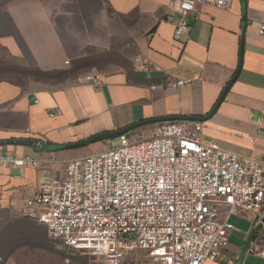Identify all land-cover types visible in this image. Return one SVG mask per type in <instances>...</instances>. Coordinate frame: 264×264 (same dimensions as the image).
<instances>
[{
	"label": "crops",
	"instance_id": "crops-1",
	"mask_svg": "<svg viewBox=\"0 0 264 264\" xmlns=\"http://www.w3.org/2000/svg\"><path fill=\"white\" fill-rule=\"evenodd\" d=\"M96 1L12 0L0 8V26L9 30L0 35L6 59L30 61L44 71L63 70L66 62L77 57L62 39L61 18L91 12L93 27L110 33L114 16L136 14L147 35L138 40L134 72L102 73L101 86L80 84L77 79L60 86L35 83L29 88L0 81V142L32 139L67 145L149 119L206 118L229 87L218 109L201 122L203 139L263 161L264 34L260 28L264 0H236L230 9L198 7L188 17L187 33L177 41L175 29L183 19L180 0ZM63 27L69 29L70 24ZM69 33L77 38L79 30L70 28ZM96 43L95 38L88 41V45ZM143 62L149 65L146 71ZM177 81L186 83L176 85ZM0 148L39 162L38 167L22 169L0 165V210L21 212L65 158L56 155L62 151L42 152L37 147ZM244 218V234L250 242L241 263L242 252L228 255L225 247L226 260L221 255L205 264H244L255 245L263 247L259 216Z\"/></svg>",
	"mask_w": 264,
	"mask_h": 264
},
{
	"label": "built area",
	"instance_id": "built-area-1",
	"mask_svg": "<svg viewBox=\"0 0 264 264\" xmlns=\"http://www.w3.org/2000/svg\"><path fill=\"white\" fill-rule=\"evenodd\" d=\"M235 1L180 0L175 40L187 33L198 7L230 9ZM148 66L143 62L142 69ZM77 82L101 86L102 73L91 69ZM155 125L149 136L125 134L115 147L69 160L62 178L42 184L26 201L27 215L95 264H122L133 251L146 253V264L215 262L235 229L232 217L257 214L264 227V161L204 140L201 122ZM0 165L22 169L39 162L0 148ZM262 239L263 247L255 248L264 258Z\"/></svg>",
	"mask_w": 264,
	"mask_h": 264
},
{
	"label": "rangeland",
	"instance_id": "rangeland-1",
	"mask_svg": "<svg viewBox=\"0 0 264 264\" xmlns=\"http://www.w3.org/2000/svg\"><path fill=\"white\" fill-rule=\"evenodd\" d=\"M10 1L12 0H0V8ZM89 13L91 14V12ZM89 13H85L83 17L81 15L80 18H61L60 20L62 26L59 30L62 39L69 52L77 56L74 60L71 59L69 64H65V69L44 71L35 67L30 61H8L6 51L0 45V80H8L29 88L35 83L65 85L94 68L103 74L115 73L120 70L133 73L134 65L138 63V40L142 36H147L140 26L142 21L139 16L136 14L125 17L114 16L115 23L112 24L111 32L108 33L106 30L93 27ZM65 23L70 24L71 32L74 28L79 30L77 38H71L70 28L63 27ZM7 33L9 30L0 26V35ZM94 38L99 44L88 45V41ZM155 126L147 125L133 130L127 135L131 138L139 135L149 136ZM119 142L118 137L84 148L57 153L56 155L64 157L65 160L55 165V176L48 177L44 182L62 178L69 160L100 153L117 146ZM25 210L23 209L21 212L8 209L0 210V255L4 258V264H95L93 257L73 251L62 242L50 238L47 226L28 216ZM33 212L38 211L34 210ZM245 215L252 216L253 214L244 213L232 218L235 229L230 232V239L226 246L228 255H234L237 251L241 253L245 248L247 237L244 230L247 227L242 221L245 219ZM262 235L264 236V233ZM259 243L261 244V241ZM260 250L255 248V253L249 254L244 264H264V259L258 255ZM221 258L226 260L227 256L222 255ZM146 263V253L133 251L126 253L122 264Z\"/></svg>",
	"mask_w": 264,
	"mask_h": 264
},
{
	"label": "water",
	"instance_id": "water-1",
	"mask_svg": "<svg viewBox=\"0 0 264 264\" xmlns=\"http://www.w3.org/2000/svg\"><path fill=\"white\" fill-rule=\"evenodd\" d=\"M229 87L226 88L224 91L220 101L216 105V107L213 109V111L209 114L208 117L206 118H198V117H163V118H158V119H149L145 121H140L138 123H135L133 125H130L124 129H120L117 131H112V132H106L102 133L99 135H96L90 139L80 141L77 143L73 144H67V145H46L43 141H38V140H32V139H12L8 141H2L0 142V147L4 146H29V147H37L40 151L42 152H56V151H64V150H73V149H79V148H84L89 145L98 143V142H103V141H110L112 139L118 138L122 135L128 134L133 130L139 129L141 127L147 126V125H155L159 123H164V122H170V121H197V122H204L206 121L209 117L212 116V114L218 109L219 104L222 102L224 99V96L226 92L228 91ZM264 161V158H263ZM264 221V220H263ZM250 242V241H249ZM249 242H247L241 258H240V263L243 260L244 255L246 254L249 246Z\"/></svg>",
	"mask_w": 264,
	"mask_h": 264
},
{
	"label": "trees",
	"instance_id": "trees-1",
	"mask_svg": "<svg viewBox=\"0 0 264 264\" xmlns=\"http://www.w3.org/2000/svg\"><path fill=\"white\" fill-rule=\"evenodd\" d=\"M0 81H8V80H0ZM8 82H11V81H8ZM46 226V225H45Z\"/></svg>",
	"mask_w": 264,
	"mask_h": 264
}]
</instances>
